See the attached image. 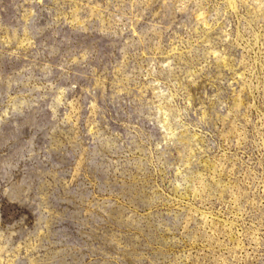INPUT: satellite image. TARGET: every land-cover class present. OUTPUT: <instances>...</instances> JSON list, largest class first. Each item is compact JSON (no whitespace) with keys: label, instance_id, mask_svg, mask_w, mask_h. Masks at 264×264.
Here are the masks:
<instances>
[{"label":"rangeland","instance_id":"obj_1","mask_svg":"<svg viewBox=\"0 0 264 264\" xmlns=\"http://www.w3.org/2000/svg\"><path fill=\"white\" fill-rule=\"evenodd\" d=\"M0 264H264V0H0Z\"/></svg>","mask_w":264,"mask_h":264}]
</instances>
